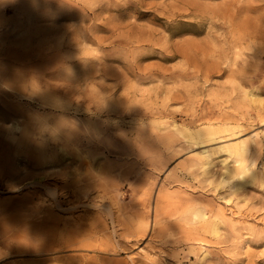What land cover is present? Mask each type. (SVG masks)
Wrapping results in <instances>:
<instances>
[{"label":"rangeland","instance_id":"obj_1","mask_svg":"<svg viewBox=\"0 0 264 264\" xmlns=\"http://www.w3.org/2000/svg\"><path fill=\"white\" fill-rule=\"evenodd\" d=\"M0 264H264V0H0Z\"/></svg>","mask_w":264,"mask_h":264},{"label":"bare ground","instance_id":"obj_2","mask_svg":"<svg viewBox=\"0 0 264 264\" xmlns=\"http://www.w3.org/2000/svg\"><path fill=\"white\" fill-rule=\"evenodd\" d=\"M228 172H229V171H228ZM227 177H228V176H227ZM231 178H234V177H231ZM236 185H237V184H236ZM241 185H242V184H241ZM241 185H240V186H241Z\"/></svg>","mask_w":264,"mask_h":264}]
</instances>
